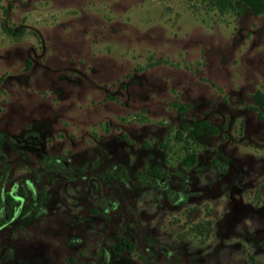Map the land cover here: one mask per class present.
<instances>
[{
    "label": "rangeland",
    "instance_id": "374dc122",
    "mask_svg": "<svg viewBox=\"0 0 264 264\" xmlns=\"http://www.w3.org/2000/svg\"><path fill=\"white\" fill-rule=\"evenodd\" d=\"M5 210L0 264H264V12L0 0Z\"/></svg>",
    "mask_w": 264,
    "mask_h": 264
},
{
    "label": "trees",
    "instance_id": "16d2710c",
    "mask_svg": "<svg viewBox=\"0 0 264 264\" xmlns=\"http://www.w3.org/2000/svg\"><path fill=\"white\" fill-rule=\"evenodd\" d=\"M206 4L208 8H214L221 12L223 11H235V0H201ZM241 4L248 7L254 14L264 12V0H237ZM263 103V100L260 102ZM202 132L216 133L217 127L205 119H199L194 121L191 125L183 124L180 131L177 132L178 137H184L185 139L192 140L196 135ZM195 159L194 150L191 149L183 157L184 164H192ZM125 240H122L121 244H124ZM121 246V245H120Z\"/></svg>",
    "mask_w": 264,
    "mask_h": 264
},
{
    "label": "flooded vegetation",
    "instance_id": "af4514ba",
    "mask_svg": "<svg viewBox=\"0 0 264 264\" xmlns=\"http://www.w3.org/2000/svg\"><path fill=\"white\" fill-rule=\"evenodd\" d=\"M8 198H10V197L6 196L4 198V202L6 205L9 206L11 204V202H10V199H8ZM44 207L45 206L43 204H41V202L38 201V204H36V206L34 207L32 214H48L47 210ZM51 207L53 208V206H51ZM52 208L49 209V214H53V212L51 211ZM1 214H2V216L0 215V223H2L8 217L9 212H8V210H5V211L1 212ZM62 214H73V213H72V210L69 209L68 211L63 210ZM122 240H125L124 244H121ZM112 248L115 251H122L123 249H131L132 243L127 237L119 236L116 240H114L112 242ZM76 264H79V262Z\"/></svg>",
    "mask_w": 264,
    "mask_h": 264
}]
</instances>
